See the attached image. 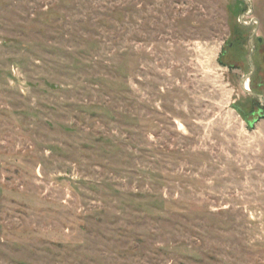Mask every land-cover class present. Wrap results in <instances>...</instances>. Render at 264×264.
Here are the masks:
<instances>
[{
    "label": "rangeland",
    "instance_id": "rangeland-1",
    "mask_svg": "<svg viewBox=\"0 0 264 264\" xmlns=\"http://www.w3.org/2000/svg\"><path fill=\"white\" fill-rule=\"evenodd\" d=\"M249 74L264 0H0V264H264Z\"/></svg>",
    "mask_w": 264,
    "mask_h": 264
},
{
    "label": "water",
    "instance_id": "water-1",
    "mask_svg": "<svg viewBox=\"0 0 264 264\" xmlns=\"http://www.w3.org/2000/svg\"><path fill=\"white\" fill-rule=\"evenodd\" d=\"M244 1H245L246 3H249V0H244ZM252 13H253V9L250 8V11H249L248 14H252ZM252 22H256V23L258 24V20H257V19H253ZM244 24H247V23H244ZM257 28H258V26H256V29H255V31H254V34H253V36H252L251 39H250V44H251V46H252V53H253L254 50H255V47H254V45H253V37H254L255 33L257 32ZM259 40L261 41V37H259ZM251 57H252V55H250V59H251ZM253 70H254V68H253ZM251 74H252V73H251ZM251 74H249V75L243 77L242 82H241V87H242V89H243L244 91H246V92H248V93H250V94H252V95L257 96V97L260 99L261 104L264 106V96L261 95V94L254 93V92L251 91L250 89H247V85H246V84H247L248 80L250 79Z\"/></svg>",
    "mask_w": 264,
    "mask_h": 264
},
{
    "label": "flooded vegetation",
    "instance_id": "flooded-vegetation-1",
    "mask_svg": "<svg viewBox=\"0 0 264 264\" xmlns=\"http://www.w3.org/2000/svg\"><path fill=\"white\" fill-rule=\"evenodd\" d=\"M252 95V94H251ZM255 98H258L257 96H255V95H253ZM259 99V98H258ZM260 100V99H259ZM263 107L262 108H260V112H263Z\"/></svg>",
    "mask_w": 264,
    "mask_h": 264
},
{
    "label": "bare ground",
    "instance_id": "bare-ground-1",
    "mask_svg": "<svg viewBox=\"0 0 264 264\" xmlns=\"http://www.w3.org/2000/svg\"><path fill=\"white\" fill-rule=\"evenodd\" d=\"M248 83V82H247ZM247 85V84H246ZM247 89H249V87L247 86Z\"/></svg>",
    "mask_w": 264,
    "mask_h": 264
}]
</instances>
